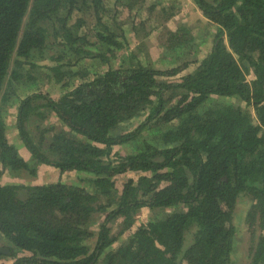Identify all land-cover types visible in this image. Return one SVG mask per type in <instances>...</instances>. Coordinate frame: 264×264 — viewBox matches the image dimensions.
<instances>
[{
  "label": "trees",
  "instance_id": "trees-1",
  "mask_svg": "<svg viewBox=\"0 0 264 264\" xmlns=\"http://www.w3.org/2000/svg\"><path fill=\"white\" fill-rule=\"evenodd\" d=\"M128 1L131 13L143 0ZM190 1L216 27L210 52L181 59L198 53L192 26L161 7L154 39L172 59L154 68L145 36L130 48L120 0H0V178L47 167L84 173L92 188L0 183V259L237 264L233 216L248 198V264H264V0ZM123 51L135 60L114 66ZM46 84L60 95L37 91ZM3 107L14 110L18 146ZM122 146L131 150L115 152ZM141 209L169 212L137 225Z\"/></svg>",
  "mask_w": 264,
  "mask_h": 264
},
{
  "label": "rangeland",
  "instance_id": "rangeland-1",
  "mask_svg": "<svg viewBox=\"0 0 264 264\" xmlns=\"http://www.w3.org/2000/svg\"><path fill=\"white\" fill-rule=\"evenodd\" d=\"M128 0H120V5H118L119 11L121 13V17L125 18L127 16H131L128 19H123L119 23V25H122L123 28V33H125L126 39L130 43V48L134 49L137 51V48H135L136 40L137 38L144 37L145 39V44L148 46V60L150 61V64L152 67L157 68L160 67L162 62L164 64V61L168 63L170 59H172L170 56H164L162 57V49L156 44V41L154 37L157 35L156 31L157 27L159 26V20H158V13H160L159 9L161 7H166V8H172L177 10V15H175L171 21L174 24L179 23H185V25H190L192 28H190V33L195 39V48L197 49L198 53L196 55H189L188 57H182L180 56L181 59L184 60H189V61H194L197 60L199 61L202 59L204 56H206L212 47V39L213 35L215 32V26L211 25L210 23L206 22L205 20H202L197 9L193 5V3L190 0H143V1H138L137 4L134 6L133 11L131 13L129 10L126 9L125 5L128 4ZM153 5L154 9L152 12H149L147 9L150 8V6ZM135 21V22H134ZM133 23H144L143 28L137 27V31L134 32L132 30ZM202 24V25H201ZM117 28V27H116ZM146 32L149 33L151 36L148 40H146ZM131 51V50H130ZM133 52V51H132ZM134 53V52H133ZM195 53V51H194ZM51 52H47L45 54V58L41 62L42 64L47 62V57L51 55ZM136 56H138L137 53H134ZM146 55V53H144ZM177 55V54H176ZM127 52H120L119 53V58L114 60V66H118L119 63H124L125 65L133 63L132 58H129L128 60ZM161 59H163L161 61ZM182 63V60L175 61V64L173 66H179ZM85 66V65H84ZM190 70L192 71L195 67L196 64H192L189 66ZM79 68V67H78ZM92 71L97 72L98 67L95 65H92L90 67ZM251 79V74L248 76V80ZM35 89V88H34ZM41 90H37L38 92H45L48 93L52 98H56L60 95V91L58 88H56L52 84H46L42 85ZM247 111L253 114L252 110L250 108H247ZM14 110H10L6 107H3V115L4 119L6 122L7 126V135L8 139L10 140L11 144L17 145L19 143V140L17 138V134L15 132V121H14V115L13 113ZM48 122H46L47 124ZM136 124V122H133V126ZM32 125V124H30ZM29 125V129L32 133H34L33 127ZM129 124L125 123L121 129L127 128ZM36 135V134H35ZM128 150H131L128 146H122L119 148L115 149V152H118L119 154H126ZM127 177H132V178H137L138 174L134 173H129ZM90 176L84 174V173H76V172H70L66 173L61 176V178H58V173L56 172L55 169L53 168H42L39 167L38 169V177L33 178L31 175H29L27 172H23L20 175L18 174H7L4 175L0 178V183L1 184H6V183H29V184H38V183H50V182H57L58 180L61 181L62 183L76 186V187H84L87 190L91 191L92 188L90 186ZM249 205L248 198H243L240 201H238L236 207H235V214L233 216L234 224L239 227L240 230V238L241 240L239 241V249H238V255L236 260L237 264H248V247H249V234L247 233L248 229L246 225L244 224L243 221V215L244 211ZM169 211L168 210H159L151 213V211L147 209H141L138 212L137 215V225L143 223L150 217L152 216H164L167 215ZM99 217H96V221H98ZM95 221V220H94ZM120 220L116 222V224L113 225V233L117 234L120 232ZM93 230L96 231L95 227ZM91 241L92 244H94V240ZM124 235H120V238L117 239V241L111 245V247L108 250H113L116 249L121 240H124ZM7 245V243L0 238V246ZM0 264H12V261L8 258H3L0 259Z\"/></svg>",
  "mask_w": 264,
  "mask_h": 264
},
{
  "label": "water",
  "instance_id": "water-1",
  "mask_svg": "<svg viewBox=\"0 0 264 264\" xmlns=\"http://www.w3.org/2000/svg\"><path fill=\"white\" fill-rule=\"evenodd\" d=\"M8 252V250H6V249H0V253H7Z\"/></svg>",
  "mask_w": 264,
  "mask_h": 264
},
{
  "label": "crops",
  "instance_id": "crops-1",
  "mask_svg": "<svg viewBox=\"0 0 264 264\" xmlns=\"http://www.w3.org/2000/svg\"><path fill=\"white\" fill-rule=\"evenodd\" d=\"M56 172L58 173V171L56 170Z\"/></svg>",
  "mask_w": 264,
  "mask_h": 264
}]
</instances>
